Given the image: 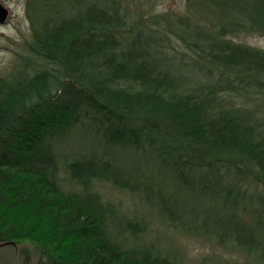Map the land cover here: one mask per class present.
Here are the masks:
<instances>
[{
    "label": "trees",
    "instance_id": "16d2710c",
    "mask_svg": "<svg viewBox=\"0 0 264 264\" xmlns=\"http://www.w3.org/2000/svg\"><path fill=\"white\" fill-rule=\"evenodd\" d=\"M25 3L27 53L0 71V246L264 264V48L241 38L264 34V0Z\"/></svg>",
    "mask_w": 264,
    "mask_h": 264
},
{
    "label": "rangeland",
    "instance_id": "374dc122",
    "mask_svg": "<svg viewBox=\"0 0 264 264\" xmlns=\"http://www.w3.org/2000/svg\"><path fill=\"white\" fill-rule=\"evenodd\" d=\"M9 9V14L4 23H0V71L8 70L15 62L18 56L27 53L26 42L30 37L31 29L26 14L25 0H0ZM141 4V9L145 12H162L165 8L171 7L175 10H183V0H131ZM144 7L143 8V3ZM242 39L251 44L264 48V34L252 33L243 35ZM126 203L133 201L129 195ZM183 247L188 250L192 257H198L202 253L209 252L211 245L204 240L194 238H183ZM25 250L30 255L28 264H41L40 258L42 251L29 241L16 242L14 246H0V264H27L20 256V250ZM235 256V255H234ZM23 257V258H22Z\"/></svg>",
    "mask_w": 264,
    "mask_h": 264
},
{
    "label": "water",
    "instance_id": "95a60500",
    "mask_svg": "<svg viewBox=\"0 0 264 264\" xmlns=\"http://www.w3.org/2000/svg\"><path fill=\"white\" fill-rule=\"evenodd\" d=\"M9 9L0 1V23H4L8 17Z\"/></svg>",
    "mask_w": 264,
    "mask_h": 264
}]
</instances>
